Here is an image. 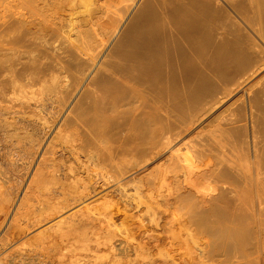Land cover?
Listing matches in <instances>:
<instances>
[{"label": "bare ground", "instance_id": "6f19581e", "mask_svg": "<svg viewBox=\"0 0 264 264\" xmlns=\"http://www.w3.org/2000/svg\"><path fill=\"white\" fill-rule=\"evenodd\" d=\"M246 4L247 9L244 10L239 0H0V153L6 155V160H2L0 156L1 187L6 184L8 186L11 181L2 169V161L5 166L14 168H18V163L20 166L27 165V160L40 144L45 130L49 128L46 127L47 124L51 125L53 116L66 104L71 94L68 90L81 89V93L64 117L72 116L77 128L97 133L94 138L96 145L104 143L101 134L114 133L117 128L124 126L129 132L124 151L131 159H135L133 165L138 166L142 159L146 160L153 155L156 122L154 119L159 121L160 118L166 122V119L174 118L177 121L187 116L185 113H188L186 111L190 106H194L201 99V102H204L205 95L212 92L210 95L213 96H209L215 98L214 85L218 82L224 84L230 80V84L232 83L230 70L232 74L233 68H242L247 72L256 62L255 57L253 63L251 55L248 56L252 60L249 64V58L246 56L248 51L244 52L246 55L239 52V42L243 37L244 40L247 37L239 33L251 32V35L256 34L261 43H264V32L261 34V28H264V0H247ZM136 5L137 8L134 9ZM133 9L135 11H132ZM240 10L248 14L251 12L252 17L255 15V21L252 22H255L256 28H253V23H247L246 14L241 15ZM130 12L133 14L128 19ZM238 26L242 28L239 29ZM256 46L258 48L261 44ZM259 50L261 53L264 51ZM258 54L260 53H257V58ZM249 65L251 66L248 67ZM254 69L253 72H247L248 75L255 76ZM244 71L241 74L239 72L240 77L238 75V80L242 79L239 80L241 83L245 80L243 76L247 74L243 73ZM225 73L229 74V78L223 75ZM236 75L234 74L235 77ZM245 77L248 79V76ZM238 80L236 78L233 82ZM239 81L236 82L237 88L241 85ZM223 84L225 89L230 86L228 83ZM251 85L254 87L255 84ZM218 86L217 89L222 91V86ZM250 87L249 85L248 88ZM250 89L247 90L250 92ZM231 90L230 88L229 91ZM260 91L264 90H259L250 97L251 93L246 99L249 122L242 116L245 120L241 122L245 121L244 124L231 130L234 141L229 142L231 149H227L228 152L223 148L228 145L219 141L216 131L215 135L212 132L211 134L217 137V147L212 146L215 141L210 144V141L214 140L213 136L212 139L206 138L209 142L203 140V145L199 141V145L193 144H197L196 147L190 146L193 150L201 145L197 148L198 151H187L189 166L193 162L202 161L200 169L203 168V173H198L200 169H197V163H194L193 167L197 164L195 172L203 175L201 179H205L209 193L205 208L201 207L203 202L188 203L189 220L211 240L221 242L220 247L216 246L215 250L221 248V253L229 260L239 259L241 264H252L255 258L258 260L257 256H252L248 247L251 246L254 250L252 244L256 241L251 240V237L256 236V222L264 215V94ZM67 93H70L68 97ZM221 93L220 96L224 97ZM154 94L162 105H159V102L154 104V101H158L154 100ZM226 94L230 93L227 91ZM258 94H261L260 97ZM52 95L54 98L59 96L55 99L56 106L52 107L50 104L45 108L43 103L51 101ZM210 97H205V100ZM23 101H30L31 104L34 102L37 113L30 112L31 118L29 114V118L25 117L27 113L22 108ZM213 101H208L212 102L208 107L209 111L213 103H216ZM3 102L9 107H3ZM199 104L203 103L196 104V108L197 105L200 107ZM155 105L160 108L156 109ZM240 107L238 108L242 110L245 106ZM169 109L172 110L169 112L174 111V114L169 113ZM201 109V113L197 112L198 110L196 112L202 114ZM155 110H159L161 115H155ZM245 111L243 114H246ZM231 112L232 114L227 116L228 119L232 118V121L227 120L229 123H233L234 111ZM222 113H217V116ZM154 115L158 119L154 118ZM192 117L194 120V114ZM240 118H237L236 122L240 123ZM221 127L223 126H219L220 131ZM222 131L221 133H224ZM211 134L206 136H212ZM228 136L227 139L230 138ZM54 183L55 176H48L43 189L51 188ZM7 186L5 188H10ZM1 192L4 196V191ZM13 192L14 189L12 195ZM9 195L11 194H5L4 197L9 199ZM44 206L45 210L48 208L50 211H44V215L46 212L47 215L56 213L54 206H51L52 212L50 205ZM136 212H141V209L137 207ZM252 220L255 221L253 224L256 230L251 226ZM81 240V245L87 242L84 234H81ZM250 240L254 243H250ZM256 254L258 255V252ZM251 258H254L253 261ZM115 261L118 262L116 259Z\"/></svg>", "mask_w": 264, "mask_h": 264}, {"label": "rangeland", "instance_id": "374dc122", "mask_svg": "<svg viewBox=\"0 0 264 264\" xmlns=\"http://www.w3.org/2000/svg\"><path fill=\"white\" fill-rule=\"evenodd\" d=\"M246 1L239 0V2H242L244 10L247 9ZM136 8L137 5L134 9ZM134 9L132 11H135ZM241 13L243 16L246 14L247 23L250 22L251 25L255 23L252 22L255 21V15L252 17L250 15L251 12L250 14ZM132 14L133 12H130L128 19ZM248 16L251 18H248ZM254 25L253 28H256V24ZM238 27L239 29L242 28V26ZM122 29L123 27L120 28L110 46ZM261 30L262 34L264 28H261ZM248 32L250 31L248 30ZM250 33H247V31L239 33L247 37L245 40L243 37L242 41L239 42V45H242L241 47L245 50L243 51L239 45V48H237L241 53L248 51V53L245 52L248 55L243 54L247 58L252 55L253 63L256 61L252 65L255 66L256 64L257 66L255 67L260 70L258 69L256 73L257 69L249 65L248 67L251 66L252 68L250 69L252 70L247 69L249 70L247 72H253L254 69L257 75L255 73V76L252 74L248 75L241 68L244 71L243 73H247L244 76L242 73L241 77H244L243 80L245 79V82L241 83L239 80L242 79L238 80L242 72L241 69L234 70L233 68L232 72L234 71L235 75L238 72L236 77L231 73V70L229 72L230 75L223 74L226 78L230 77L232 81L231 84L230 80L224 83L225 85L227 83L230 85L229 87L226 86L228 90L222 86L223 83L218 82L214 85L216 86V91H213L215 93V98L212 97L213 100L216 101V95H218V99L221 92V95L223 94L224 96H220V99L217 100L218 102L213 103V105L216 104L214 105L215 107L211 104L214 109L210 107L209 111L208 108L210 103H212L208 101H213L210 97L213 96L210 95L211 92L210 96L205 95V97H210V99L205 100V97H203L204 102H201L203 99L198 102L203 103L199 104L200 107L197 105L196 108L198 103L194 106L191 105V108L186 111L188 113H185V115L188 114L184 116L185 118L181 117L177 121L174 118H170L166 119V122L164 119L159 118L160 122L154 119L156 121L154 122V156L151 155L146 160H144L145 158L142 159L138 166L133 165L135 159H131L124 151L127 146L126 138L129 133L127 129L123 128L124 126L117 128L114 133L101 134L100 136L103 137L104 143L99 146L94 142L97 133L77 128L72 116L64 117L68 108L81 93V89L68 90L71 94L67 93V97L70 95L66 104L59 108V112L53 116L51 125L47 124L46 127L49 128L45 130V135H43L44 137L40 144L35 147L33 155L27 160V165L20 166L21 164L18 163V168H14L5 166L4 161L1 163L3 171L11 178V183L9 182L8 186L6 184L3 187L0 184V261H3L0 264H241V261H238L239 259L229 260L226 255L221 253V248L220 250H215L216 246L220 247L221 242L211 240L202 230L196 227V224L189 220L190 206L188 207V203L200 204L203 202L201 207L205 208L209 193L207 192L205 179H201L203 175L198 174L199 172L203 173V168L200 169L202 161L193 162L189 166L187 163V151L188 149L191 150L193 146L196 147L197 144L193 145L194 143L199 145V141L201 145L205 144L204 141H208L206 138L212 139L216 133L219 136V141L229 146L234 141L231 130L236 126L243 125L245 121H241L244 118H247L246 122H249V108L246 99L251 93L250 97L253 96V93L264 90V85H262L264 83V79H262L264 78L262 76L264 75V71H262L264 70V67H262L264 66V59H261L264 58L262 57L264 56L262 54L264 51L261 53L259 50H264V47H262L264 43H261L256 34L251 35L252 33ZM248 36L250 37L248 38ZM256 45L260 48L258 47V49ZM253 52L255 53L252 54ZM257 53L262 54V56L258 54L257 58ZM251 59L249 58V64L252 62ZM261 64L262 66L260 67ZM243 68L246 69L247 66ZM259 71L261 72L259 73ZM245 76H248V79ZM225 77L221 78L224 80ZM234 78L235 80L237 78L241 84L238 85L239 89L236 85L238 81L233 82L235 81ZM250 79L252 80L250 81ZM251 84H255L254 87ZM249 85L251 89L248 88ZM217 86L218 88L222 86V91L217 89ZM239 86H242V88L240 89ZM230 88L232 93L229 91ZM242 89L243 91H241ZM247 89H250V92ZM59 90L62 91L61 89ZM217 90L220 92L218 93ZM227 91L231 95H227ZM260 92L264 94V91ZM247 93L249 94L247 95ZM260 95L258 94L259 97ZM51 97V101L47 100L43 103L45 108L50 104L52 107L56 106L55 99L59 96L57 95L54 98L52 95ZM154 97V100H158L155 94ZM238 99L242 102L244 99L243 104L238 102ZM157 102L159 100L154 101V104H158ZM31 103L30 101H23L22 108L27 113L25 114L26 118L28 114L29 117H32L30 112L31 114L37 113V109L33 106L34 102L33 104ZM205 103L208 104L205 105ZM159 105H155L156 109L160 108ZM201 105H204V107ZM2 106L9 107L7 104ZM243 106H245V109L242 108ZM201 107L205 108L204 111ZM238 107L242 108V110ZM237 108L240 112L234 110ZM200 109L203 112V116L197 113ZM243 110H246V114H243ZM155 111V115L161 113L159 110L156 111L157 113ZM169 111L172 110L169 109ZM231 111H234V116L232 115L233 123L236 122L237 118L241 117L240 123L236 122L238 124L235 123V125L231 122L232 118L228 119L230 114H232ZM242 111L243 113H241ZM220 112L223 113L219 115ZM169 113L174 114V111ZM217 113H219L218 116ZM155 115L154 118L157 117ZM242 116L245 117L242 119ZM186 117H189V119H186ZM227 120H231V123ZM161 121L165 124L161 123ZM224 121L228 125H225L226 122ZM205 124L207 127H205ZM229 124L235 126L232 127ZM218 125L223 126L221 131L223 129L222 132L224 133H221ZM226 126L229 127L227 128ZM173 127L177 128L174 129ZM178 128L179 130H177ZM215 128L219 129L218 132ZM208 134L212 136H206ZM220 134L223 136L225 134L229 135L230 141H228L229 139H227L226 135L224 136L226 138L223 139L224 137ZM213 138L214 140H211L210 144L215 143L212 146L217 147L215 141L217 137L214 136ZM223 143L221 144L224 146ZM227 147H223L224 151L231 149V145L229 148ZM197 148H193L191 151ZM0 156L2 160H6L5 154L0 153ZM194 163H197L198 167L196 165L193 167ZM192 167L195 169L197 167L198 170L202 171L199 170L198 173L195 172L197 169L191 171ZM48 176H55V183L50 186L51 188L45 190L43 185ZM5 186H10V188L7 189ZM11 188L15 192H13V195ZM5 190L11 191V193L7 191L6 193ZM1 191H4V196L5 194H11L8 196L9 199L4 197ZM177 196H181L179 197L180 199ZM183 198L188 202L182 200ZM1 199L6 200L3 201ZM44 202L46 203L44 204ZM44 205H47V207L50 205V210L51 206H54L56 213L54 214L51 210L53 215L51 213L47 215L49 210L48 208L45 210ZM137 207H139V210L141 209V212H136ZM39 210H43V212ZM44 211H47L46 215H44ZM36 212L38 213L36 214ZM39 213H42V215ZM262 216H260V221L256 222V226L253 224L255 221H251L253 230L257 229V234H254L258 239L255 236L254 238L251 237V240L254 239L258 243L255 242L256 246L254 241L250 240V243H254V245L252 244L254 250L251 249V246L248 248H250L252 256H257L258 260L253 258L255 264H264V220H262L264 217ZM251 226L249 227L250 229H252ZM254 226L257 228L255 229ZM80 233L86 237L87 242L84 245H86L87 249L84 247L85 251H82L84 250V245H81ZM256 252H258V255ZM254 263L252 262V264Z\"/></svg>", "mask_w": 264, "mask_h": 264}]
</instances>
